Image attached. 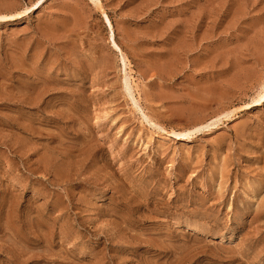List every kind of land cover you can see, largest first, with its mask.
I'll use <instances>...</instances> for the list:
<instances>
[{
  "label": "rangeland",
  "instance_id": "1",
  "mask_svg": "<svg viewBox=\"0 0 264 264\" xmlns=\"http://www.w3.org/2000/svg\"><path fill=\"white\" fill-rule=\"evenodd\" d=\"M100 1L0 0V264H264V0Z\"/></svg>",
  "mask_w": 264,
  "mask_h": 264
},
{
  "label": "bare ground",
  "instance_id": "2",
  "mask_svg": "<svg viewBox=\"0 0 264 264\" xmlns=\"http://www.w3.org/2000/svg\"><path fill=\"white\" fill-rule=\"evenodd\" d=\"M96 5H97V7H99L100 9H102L103 7H102V3H101V1L100 0H92ZM41 2L40 1H38L37 2V7H38V5L40 4ZM103 10V9H102ZM101 10V11H102ZM103 12V15H104V17H105V20H106V24H107V27H108V30H109V35H110V39H111V41H112V43H113V45H114V47L115 48H117L121 53H122V50H121V48L118 46V44L116 43V40H115V30H114V26H113V23H112V21H111V19L109 18V16L104 12V11H102ZM1 18H8L9 16L8 15H3V16H0ZM123 62H124V64H125V61H126V59H125V57L123 56ZM131 71V70H130ZM129 78H130V76H129ZM126 80V79H125ZM129 80V79H128ZM131 81V80H130ZM129 81V82H130ZM127 82V81H126ZM133 84H134V82H133ZM136 84V83H135ZM129 85V84H128ZM132 85V84H131ZM130 85V86H131ZM131 88V87H130ZM262 100H264V83H263V85H262V90H261V92L258 94V96H257V98L254 100V103L255 102H260V101H262ZM220 115H224V114H220ZM219 115V116H220ZM219 116H218V118H215V119H213L212 121L210 120V122H207V121H205L204 123H202V124H200V125H198V126H196V127H194V128H192V129H190L189 131H187L186 133H179L178 135H182V136H184V135H187L188 133L189 134H191V133H195V132H199L200 130H202L203 128H208L209 126H213V125H215L216 124V122H217V120H219L220 118H219ZM224 117V116H223ZM225 117H227V114L225 115ZM221 121V120H220ZM219 121V122H220ZM218 124V123H217ZM210 128V127H209ZM203 130H205V129H203ZM174 133V132H173ZM188 134V135H189Z\"/></svg>",
  "mask_w": 264,
  "mask_h": 264
}]
</instances>
